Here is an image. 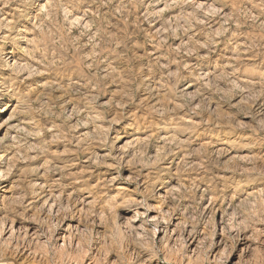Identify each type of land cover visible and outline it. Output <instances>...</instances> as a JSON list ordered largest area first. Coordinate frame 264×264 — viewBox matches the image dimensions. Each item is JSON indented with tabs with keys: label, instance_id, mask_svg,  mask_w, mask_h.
Segmentation results:
<instances>
[{
	"label": "rangeland",
	"instance_id": "rangeland-1",
	"mask_svg": "<svg viewBox=\"0 0 264 264\" xmlns=\"http://www.w3.org/2000/svg\"><path fill=\"white\" fill-rule=\"evenodd\" d=\"M0 96V259L264 264V0H0Z\"/></svg>",
	"mask_w": 264,
	"mask_h": 264
},
{
	"label": "bare ground",
	"instance_id": "bare-ground-1",
	"mask_svg": "<svg viewBox=\"0 0 264 264\" xmlns=\"http://www.w3.org/2000/svg\"><path fill=\"white\" fill-rule=\"evenodd\" d=\"M0 100H4V97L3 96H0ZM1 181H4V179L3 180H1ZM0 181V182H1ZM8 256V255H7ZM9 257V256H8ZM10 260V259H9ZM0 264H10L6 259H0Z\"/></svg>",
	"mask_w": 264,
	"mask_h": 264
}]
</instances>
